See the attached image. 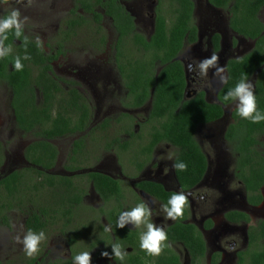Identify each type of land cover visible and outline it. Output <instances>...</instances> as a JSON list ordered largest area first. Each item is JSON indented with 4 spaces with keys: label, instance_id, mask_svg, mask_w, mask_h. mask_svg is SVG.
Returning <instances> with one entry per match:
<instances>
[{
    "label": "flooded vegetation",
    "instance_id": "flooded-vegetation-1",
    "mask_svg": "<svg viewBox=\"0 0 264 264\" xmlns=\"http://www.w3.org/2000/svg\"><path fill=\"white\" fill-rule=\"evenodd\" d=\"M87 1L0 0V17L19 9L21 17L28 18L21 38L17 39L14 31L7 33L4 44L11 45L12 51L0 58V113L5 110L12 122V125L7 121L2 124L0 120V194L7 196L4 201L0 198V227L11 229L13 210L10 207L14 201L9 197V185L1 181L8 180L14 173L24 174L26 183L17 185L19 193L24 194L21 198L18 196L13 208L25 219L24 233L35 211L42 225L36 232L43 231L46 235L39 252L31 258L25 253L15 257L0 247V264H73V257L83 251L91 253L92 264H132V256L142 251L140 236L146 227L129 224L125 227L128 230L114 232L113 208L122 213L144 202L151 209V222L163 225L167 232L176 220L167 219L162 211L166 202L159 197L160 187L167 194L181 191L190 194L189 216L183 224L195 227L205 250L202 256L197 250L191 253L185 243L167 235L169 246L161 255L150 257L146 264L167 260L173 264H249V251L255 248L261 251L264 247V239L254 243L250 234L251 227H258L264 221V186L260 189L262 203L255 206L248 203L245 185L238 178V155L235 156L226 140L228 128L235 123L232 113L236 104L235 101L224 104L219 99L226 83L220 84L213 77V69L206 77L187 69L191 61L215 53L228 76L229 63L254 49L257 41L238 34L231 26L234 1L228 0L227 7H218L211 0H188L186 5L183 0H102L98 6L96 0H90L92 8L86 7ZM187 11L191 14L190 28L182 35V46L174 58L183 67L186 79L183 99L203 97L206 103L219 105L224 113L220 119L197 127L194 138L205 157L206 168L201 180L185 191L173 168L178 148L165 140L152 145L155 131L166 121L164 116H153L154 89H150V98L140 106L135 92H139L136 87L149 75L151 60L139 43H152L159 26L170 31ZM263 12L264 8L258 18L264 25ZM24 36L29 40L27 51ZM37 36L42 40V48L37 47ZM241 43L253 46L248 51V47L240 49ZM70 52L73 55L67 65L68 77H61L57 66L63 61L66 63ZM25 55L31 59L24 60ZM17 56L21 57L24 68L30 69L40 110L41 105L52 107L41 91V85L47 80L51 81L49 86L56 85L64 90L60 94L68 96L64 105H72L73 90L82 95L90 110L88 118L72 121L65 116V126L69 130L59 136L53 134L54 121L59 116L56 97L53 119L41 118L39 114L33 131L21 129L14 107L18 90L10 78L14 62L9 61ZM137 68L141 73L133 71ZM163 68L164 65H158L156 79ZM255 78L250 80L254 89ZM2 86L6 88L5 94ZM98 109L100 114L95 112ZM74 124L76 130L72 132ZM32 144L35 149L30 154L28 149ZM45 145H48V153ZM14 152H19L21 158H12ZM93 174H101L118 183L120 194L104 199L91 180ZM73 192L81 197L74 215L67 214ZM62 205H65L64 211ZM57 208L61 212H56ZM258 208L260 211H256ZM233 212L247 214L250 222L230 221L226 217ZM251 213L260 215L253 220ZM105 226H110L111 231L105 232ZM113 243H119L128 253L123 262L115 257L111 260L101 257L102 251L111 252Z\"/></svg>",
    "mask_w": 264,
    "mask_h": 264
},
{
    "label": "trees",
    "instance_id": "trees-1",
    "mask_svg": "<svg viewBox=\"0 0 264 264\" xmlns=\"http://www.w3.org/2000/svg\"><path fill=\"white\" fill-rule=\"evenodd\" d=\"M183 1L185 5L188 3V0ZM233 1L234 3L231 8L232 28L238 32V34L254 39L257 42L255 43L254 49L249 54L239 60H233L229 63V79L224 85L219 99L224 104L233 102H225L223 97L229 90L235 87L242 77L247 76L250 81L252 77L255 76L254 93L257 99V107L259 111L264 113V36H262L264 25L258 18V13L264 8V0ZM101 2L102 0H96L95 4L98 6ZM211 2L218 7L228 6V0H211ZM86 7L92 8L90 0L87 1ZM182 17V21L178 20V22L174 24V28H171L170 31L164 26H159L152 43H139L142 47H145L144 49L149 53L151 60L148 70L149 75L144 78V83L142 85L136 87V90L139 92H135V95L138 101L137 105H144L150 98V89H154L152 102L153 116H157V118H162L164 116L166 121L163 127L155 131V139L152 145L160 140H165L178 148L177 161H183L187 164L186 171H177L178 177L182 183V189L186 191L201 180L206 168L205 157L194 138L195 131L201 124L220 119L224 112L219 105H210L206 103L203 97H197L186 101L183 99L186 79L183 67L178 61H174V58L177 56L182 46V43H180L182 35L190 28V24L188 23L191 18L190 11L185 12ZM12 60L13 59H10L9 61L14 62ZM159 60L161 62L157 64ZM158 65H164V68L156 79ZM133 71L141 73L138 68ZM10 78L12 82L15 83V87L18 90L16 91L18 96L16 102L19 106L15 103L14 107L17 112L19 126L26 132H31L35 129L34 123L39 114L41 118L43 116V118L47 120L52 118L53 100L56 97L58 98V106L56 109L58 108L59 116L54 121L56 128L53 134L56 133L58 136L63 135L69 130L66 129L65 126V116H68L73 121V119L76 118L85 120L90 114V110L84 102L85 98L82 95L77 94V92L73 90L74 93L71 92L72 105H64V103L67 102L66 97L68 98V96H60L64 90L56 85L49 86L51 81L48 83L47 80H45V85H41L43 87L41 91L44 93L46 102L51 103L52 107L43 108L41 105L40 110L37 106L30 69L24 67L22 71H16L14 69ZM37 84H39V82H37ZM176 109H179V112H176ZM232 119L235 123L228 128L226 140L230 142L235 156L236 154L238 155L237 164L238 169H240L238 178L242 180L245 185V189L248 193V203L254 206L259 205L263 201L260 189L264 186V141L261 142V138L264 137V121L252 123L249 120L241 118L236 110L232 113ZM75 126L76 124L73 125L72 132H75ZM82 129L83 128H81V130ZM45 148L46 153H48V145H45ZM34 149L35 144H32L28 149V153H33ZM27 157L30 159L32 155L28 156L27 154ZM53 157L54 155L51 159H53ZM32 171L33 169H30V172ZM61 180L65 181V179ZM91 180L94 181L96 190L100 192L106 200L111 195L120 194L118 189L119 186H117L118 183L108 177L101 174H93L91 175ZM1 183H7L9 185V197L14 198L13 205H10V208L13 209L20 192L17 185L26 183L25 175L14 173L8 177V180H2ZM68 186L70 188L73 187L72 184H68ZM158 192L159 197L165 199L164 202L167 204L172 193H164L161 187ZM72 194V203L70 209H67V214L72 213V215H74L76 206L81 204V197L74 192ZM57 195H59V193ZM62 197L61 195V199ZM59 209L60 208H57L56 212H61ZM62 209L64 211L65 205H62ZM117 211L118 208H113V217L116 219L111 222V224L113 225L114 232L122 233L123 230L128 229H120L117 227V221L121 214ZM188 216L189 210L187 205L183 217L177 219L176 223L167 230V235L171 238L173 237L174 240L185 243V246L188 247L191 253L197 250L196 253L202 256L204 254L205 245L201 236H198L195 232L197 230L193 225L183 224ZM226 218L233 222H250L248 215L245 213H229ZM115 225L116 228L114 227ZM40 228H42L41 218L34 211L27 222V230L31 229L36 232ZM250 234L254 243L258 242L259 239H264V221L258 227H251ZM249 253V264H264V247L261 251L255 248L249 251ZM132 257L131 259L134 260L132 264H146V261L149 260L152 255L142 250L139 253H135ZM160 264H173V262L167 260L166 262H160Z\"/></svg>",
    "mask_w": 264,
    "mask_h": 264
},
{
    "label": "clouds",
    "instance_id": "clouds-1",
    "mask_svg": "<svg viewBox=\"0 0 264 264\" xmlns=\"http://www.w3.org/2000/svg\"><path fill=\"white\" fill-rule=\"evenodd\" d=\"M27 17H21L19 9H13L6 16L0 17V58L8 56L11 51V45L5 46L4 41L8 39L7 33L13 32L17 39L21 38L24 32V26L27 22ZM29 40L27 36L23 38L25 51H27V44ZM36 44L38 48H42V40L39 36L36 37ZM24 60H30L29 55L23 57ZM219 56L215 53L205 57L199 61H191L187 65V69L191 72H196L201 77H206L208 71L213 69V77L220 83H227L229 77L226 75V68L219 64ZM14 69L16 71L23 70V63L21 57L17 56L14 60ZM225 102L235 101V110L237 114L252 123H259L264 121V113L258 110L257 99L254 93V85L244 76L229 90L223 97ZM173 168L177 171H186L187 164L183 161H177L173 164ZM184 192H175L170 195L167 204L162 205V211L166 214L169 220H177L183 217L185 207L188 205V196ZM151 209L144 202L137 204L129 211H124L120 214L117 221V227L125 228L131 224L134 227L144 225L146 231L140 236V248L147 254L152 256H159L164 249L168 247V236L163 225H157L151 222ZM105 232H110L111 227L105 226ZM16 242L23 245V251L27 257L31 258L39 252L40 244L46 239L43 231L39 233L29 229L24 233L23 237L16 236ZM101 257L111 260L113 257L123 262L128 255L119 243L111 245V252L104 250L101 252ZM73 264H92V255L87 251L80 252L73 257Z\"/></svg>",
    "mask_w": 264,
    "mask_h": 264
},
{
    "label": "rangeland",
    "instance_id": "rangeland-1",
    "mask_svg": "<svg viewBox=\"0 0 264 264\" xmlns=\"http://www.w3.org/2000/svg\"><path fill=\"white\" fill-rule=\"evenodd\" d=\"M264 16V12L262 14ZM253 45H251V43H241V48H245V47H248V51L252 48ZM69 52V50H67V53ZM66 53V54H67ZM72 55L71 52L68 54V56L66 57V63H64V61L62 63H60L58 66H57V70H58V75L61 76V77H68V74H67V65L68 63H70V61L72 60ZM80 61V60H79ZM6 88L4 86L1 87V90L2 92L5 94L6 91H4ZM84 90H86L85 88H83ZM192 89L194 90L195 87L193 86ZM210 91H213L211 88H209ZM87 92V90H86ZM88 93V92H87ZM89 94V93H88ZM4 99H6V97H3ZM1 97H0V102H1ZM7 102H4V104H6ZM5 107V105H4ZM96 114H100V111L99 109L96 111ZM0 120H1V123L3 124L4 121H7L8 124H11L12 125V122L10 120V116L7 115V112L4 110L2 113H0ZM11 122V123H10ZM14 139V138H12ZM28 140V138L25 139V141ZM12 148H14V146H12ZM12 158H21L20 156V153H15L14 152V155H11ZM126 159V157H125ZM103 160H101L102 162ZM100 162V163H101ZM94 165V164H93ZM92 165V166H93ZM228 172V171H227ZM128 173V172H126ZM230 174V173H228ZM24 193H19V197L21 198L22 195ZM263 195H264V191H263ZM0 198H1V201H4L6 200L7 196L5 194H0ZM264 207V206H263ZM260 208H258L256 211H260L259 210ZM13 213L10 214V221H11V229H8L6 227H0V247H2L4 250H6L7 254H9V252H11L15 257H19V255H21L22 253H24L23 251V245L22 244H19L16 242V236H21V238L23 237L24 235V220L19 213H16L15 211L19 212L17 210V208H13L12 209ZM250 216H252L253 220L259 216L260 214L258 213H255L254 215L249 214ZM24 217V216H23ZM25 218V217H24ZM94 230V229H93ZM92 230V232H93ZM23 251V252H21Z\"/></svg>",
    "mask_w": 264,
    "mask_h": 264
}]
</instances>
